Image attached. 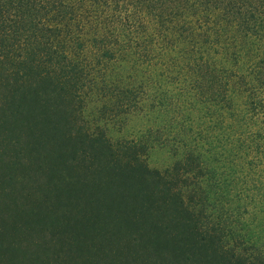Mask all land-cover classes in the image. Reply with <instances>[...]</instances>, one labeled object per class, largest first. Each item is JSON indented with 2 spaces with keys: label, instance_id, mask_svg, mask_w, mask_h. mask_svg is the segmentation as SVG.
<instances>
[{
  "label": "trees",
  "instance_id": "1",
  "mask_svg": "<svg viewBox=\"0 0 264 264\" xmlns=\"http://www.w3.org/2000/svg\"><path fill=\"white\" fill-rule=\"evenodd\" d=\"M247 39L264 43V0H0V264H264L259 236L231 230L244 222L221 226L229 206L212 211L210 233L180 189L209 200L196 171L207 153L222 162L216 149L264 163L262 97L238 104L250 82L228 66ZM83 76L140 116L178 109L183 155L161 173L141 138L82 133L72 88ZM163 83L177 95L155 93ZM237 192L238 209L257 207L259 193Z\"/></svg>",
  "mask_w": 264,
  "mask_h": 264
},
{
  "label": "rangeland",
  "instance_id": "2",
  "mask_svg": "<svg viewBox=\"0 0 264 264\" xmlns=\"http://www.w3.org/2000/svg\"><path fill=\"white\" fill-rule=\"evenodd\" d=\"M117 24L116 28L120 26L121 23L117 22ZM123 24H125L124 21ZM244 41L245 44L242 45L243 47L240 45L243 41L235 45V50H239L238 52L240 53L236 58L231 57L228 66L237 72V74H240V76H246L250 85L242 84V86L239 85V87H236L241 96L237 98L236 95L234 100L236 102L240 101L238 104L242 103V105L245 101L249 103L252 99L250 97L253 95V91L256 92L259 89L258 94L262 97V107L264 108V53L262 55V52H264L262 48L264 47V43L263 41L257 43L250 39ZM255 45H260L259 51H257L256 48L252 50ZM81 56L82 55H79V57ZM259 60L260 66L258 67ZM259 74L261 77L257 76ZM254 77L256 78L255 80ZM235 79L236 78H234V80ZM85 82V76H83L77 84V87L74 86L72 88V92L77 93L80 98L79 103L75 106L79 114L78 122L81 124L82 128L80 127V129L82 133H85V130L97 133L103 129L105 135L113 142L141 138L147 144V150L143 153V157L150 168L156 169L161 173H165L167 169L171 168L174 162L183 155V150L177 149L174 145L175 139L179 137L177 130L179 129V122L181 121L180 116L176 115L178 109L175 110V113H169L168 109L166 113L158 111L154 114L149 113V115L140 116L138 115L140 112H135L139 108L137 107L138 105H135L134 102L129 106L123 105L125 104L123 102V96L119 95L115 90H112V87L107 88L105 91L100 89L89 90L85 88ZM80 83H82L81 86ZM251 83L254 84L252 85V90H250ZM163 84L165 88H157L154 92H157L158 95L164 94L168 98L172 95H177V89L175 87L173 91L171 83ZM113 86H115V84ZM163 101L165 102V100ZM239 107L240 105L237 106L236 109ZM170 114H175V117L171 118L168 116ZM205 115V110L197 112V124L207 122V116ZM240 115H242V113H240ZM198 118H200L199 121ZM259 118L264 121L262 112ZM209 126L213 129L214 124L212 121L209 122ZM197 128L198 127H196V129ZM215 152V158L221 159L222 162L215 161L214 158L212 159L210 157L211 153H207L204 158H201L202 168L200 171H196L199 181L198 189L201 193V197H203L204 193H210L211 197L208 198L209 200L204 202V199H202V201L199 197H196L194 201L187 200L190 188L188 189L189 191H187V189L180 186L182 197L190 209L195 210L196 215L199 217L201 216L199 215V209L204 211L207 217H200L201 223L206 227L203 228L210 233H220L218 229V231H209V229L212 230L217 227L218 221V214H213L212 211H220L223 209L227 211L229 206L227 211L229 216L228 220L226 217L227 221L224 223L222 222L221 226H227V223L230 226V221H234L238 218L241 222H244L242 225L243 229L240 228L239 224H235L234 230L236 231L231 229L233 234L235 232L245 234L246 236H248V233L255 234L259 236L258 239L253 238V241H256L255 244L259 247H264V163L258 166L253 165L256 157L254 156V151L251 149L239 151L238 154L241 159H239L240 157L237 158L234 152L229 148H227V150L216 149ZM238 161H241L242 164L240 163L237 165ZM211 169L215 171L211 181H208L209 176L211 177ZM190 183L192 184V180H189L188 184ZM241 188L244 189L245 198H250L258 193L261 195V197L256 200L257 207L247 203V199L245 200L247 207L242 206L244 203V200H242L241 208L238 209L239 205L236 196L238 197L237 191ZM222 189H225L228 193L224 198L221 192ZM213 190L216 192V194H214L215 200L211 193ZM216 197H222L221 200H223V204H225V201L227 202L225 207L220 206L221 201H217ZM250 202L253 203L254 201L252 200ZM215 208H217V210H214ZM225 240L228 241L229 245H233L235 242L232 238H225ZM251 250L253 249H249V251Z\"/></svg>",
  "mask_w": 264,
  "mask_h": 264
}]
</instances>
